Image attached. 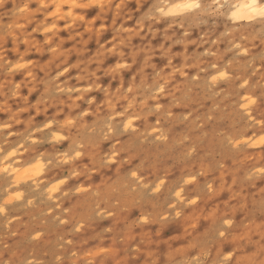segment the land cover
<instances>
[{
  "label": "rangeland",
  "instance_id": "1",
  "mask_svg": "<svg viewBox=\"0 0 264 264\" xmlns=\"http://www.w3.org/2000/svg\"><path fill=\"white\" fill-rule=\"evenodd\" d=\"M189 1L0 0V264H264V18Z\"/></svg>",
  "mask_w": 264,
  "mask_h": 264
},
{
  "label": "bare ground",
  "instance_id": "2",
  "mask_svg": "<svg viewBox=\"0 0 264 264\" xmlns=\"http://www.w3.org/2000/svg\"><path fill=\"white\" fill-rule=\"evenodd\" d=\"M185 2H190L189 0H174V2L171 3H166L164 6L166 7H162L160 9L161 12H163L164 10H166V13H180V11L182 12L183 9H181L180 11H178L175 6L177 4H183ZM252 0H236L232 7H231V12H233V18L237 19L238 21H250L252 19H263L264 18V14H261L259 11L260 7H264V2H261L260 0H255V8H249L247 7V5L251 4ZM178 11V12H176ZM230 12V13H231ZM254 20V21H255ZM257 20V21H258ZM7 171L8 173H12V174H16L17 172L15 171V167L11 168L10 170H8V166H7ZM16 172V173H15ZM19 181V178H14V181H12V183H17Z\"/></svg>",
  "mask_w": 264,
  "mask_h": 264
},
{
  "label": "snow or ice",
  "instance_id": "3",
  "mask_svg": "<svg viewBox=\"0 0 264 264\" xmlns=\"http://www.w3.org/2000/svg\"><path fill=\"white\" fill-rule=\"evenodd\" d=\"M197 5L194 4V3H188V2H185L183 4H177L175 6L176 9H189V8H192V7H196ZM247 7L249 8H255L256 5H255V0H252V3L247 5ZM259 11L261 14H264V7H260L259 8Z\"/></svg>",
  "mask_w": 264,
  "mask_h": 264
}]
</instances>
